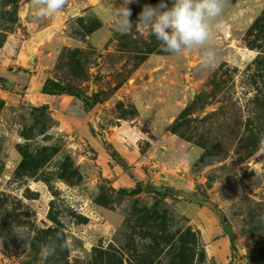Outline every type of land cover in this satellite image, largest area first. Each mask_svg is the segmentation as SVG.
Instances as JSON below:
<instances>
[{
	"label": "rangeland",
	"instance_id": "1",
	"mask_svg": "<svg viewBox=\"0 0 264 264\" xmlns=\"http://www.w3.org/2000/svg\"><path fill=\"white\" fill-rule=\"evenodd\" d=\"M72 1L83 6L59 23L64 39H57L47 81L71 88L56 95H77L94 112L99 136L107 129L137 149L126 160L104 141L120 157L110 156L111 164L136 184L112 185L101 176L88 147L76 148L75 135L54 128V108L19 97L6 106L0 98V264H214L199 223L177 207L181 189L136 172L149 175L175 149L196 151L183 170L195 191L189 202L205 207L231 240L229 263L264 264V0H224L209 40L181 54L135 25L145 5L160 0H131L134 26L125 32L115 27L114 8L123 0H64L63 7ZM40 6L41 0H0V49L15 40L23 50L31 32L49 24L48 16L35 15ZM205 48L216 54L208 66ZM156 91L181 95L182 109L167 127L181 148L169 150L173 140L159 143L148 127L152 108L160 107ZM134 187L141 192L129 194ZM45 244L54 247L46 258Z\"/></svg>",
	"mask_w": 264,
	"mask_h": 264
},
{
	"label": "crops",
	"instance_id": "2",
	"mask_svg": "<svg viewBox=\"0 0 264 264\" xmlns=\"http://www.w3.org/2000/svg\"><path fill=\"white\" fill-rule=\"evenodd\" d=\"M80 6H83L80 4V1L68 2L56 14L48 16L50 19L49 24L33 30L31 32L33 34L32 37L24 42L23 50L17 48L19 43L15 40H8L5 43L3 49H0V53L4 55V57L0 56V98L4 99L6 106L14 102L10 98L19 97L26 101L27 105L34 108L43 105H48L49 109L54 108V128L57 132L72 133V135H75L74 137L79 147L81 145L87 146L91 154L95 157L93 161L98 169V173L110 179L112 185L117 184V186L131 187L136 184L135 180L137 178L133 179L128 177L118 165L111 164L112 160L110 159V154L104 147V141L106 142L107 140L110 142L126 160L137 157V149L121 142L116 134L107 133V129L103 128L101 133H104V136H99L94 131L96 127L92 124L98 118L91 109H86L83 102L76 96L65 97L42 92V88L47 80L51 79V66L56 62L57 39L59 38L62 41L64 39L62 35L64 31L60 29L61 25L59 23L68 19L69 16H76L81 11L82 7ZM32 20L34 21V19ZM10 49H15L13 56H9ZM6 54L8 56H5ZM154 57L155 55L149 57L144 64L147 65L148 61H153ZM2 85L6 86V88L2 89ZM122 87L117 90L123 91ZM156 94L160 95L158 101H156L160 107L158 110H156L155 106L152 108L148 127L151 128L159 143L162 142L160 139L165 140L168 144L173 140L172 146L168 145V149L173 147L181 148L183 147L182 143L178 142L173 134L167 133V127L169 126L168 118L177 114L182 109L183 103H180L182 102L180 100L181 95L175 92L171 95V91H156ZM63 99L66 103L62 107H57L56 103ZM136 104L140 106V109L146 111L144 102H141V105L140 101H137ZM127 134L132 139L135 138L129 132ZM110 135L112 136L110 137ZM175 150V156L171 157V159L163 160L160 157L161 159L159 161L161 162L156 169L153 170L152 167H148L149 170H153L148 173L149 175L144 170L142 172H136L139 173L138 175L141 174L142 179H146L145 177H147V179L152 180L155 184L169 185V187L173 185L175 188H180L181 191L177 192V196L183 199L177 202V207L185 217L199 223L197 227L200 229L201 237L206 244L208 257L213 260L214 264H230L229 262L233 252L231 240L225 236L223 228L217 224L216 219L210 215L205 207L197 201H193L194 203L189 202L190 196L193 197L192 199L195 198V191L190 188L189 176L183 170H185L187 163L191 161V152L194 153L196 151L192 149L187 154L184 151L181 153V150ZM38 189L42 191L41 186L37 187ZM203 214L206 216H203Z\"/></svg>",
	"mask_w": 264,
	"mask_h": 264
},
{
	"label": "clouds",
	"instance_id": "3",
	"mask_svg": "<svg viewBox=\"0 0 264 264\" xmlns=\"http://www.w3.org/2000/svg\"><path fill=\"white\" fill-rule=\"evenodd\" d=\"M131 0H123L121 6L114 8L115 27L122 32L129 31L134 24L129 20L131 9L127 5ZM42 6L35 11L37 17L56 14L64 0H41ZM224 0H172L169 6L165 0L158 5H145L139 13L136 26L148 27L151 34L161 42V47L172 54H181L186 50L202 47L219 26ZM216 60L214 50L205 48L202 52V63L211 65ZM54 252V247L41 245L42 257Z\"/></svg>",
	"mask_w": 264,
	"mask_h": 264
},
{
	"label": "trees",
	"instance_id": "4",
	"mask_svg": "<svg viewBox=\"0 0 264 264\" xmlns=\"http://www.w3.org/2000/svg\"><path fill=\"white\" fill-rule=\"evenodd\" d=\"M261 62V60H260ZM73 91L71 88L66 87L64 85H62L61 83L57 82V81H47L45 83V85L42 88V92L46 93V94H51V95H56V94H64V93H69ZM76 91V90H74ZM72 95V94H71ZM77 97V95H76ZM262 100H264V92L262 93ZM259 100V99H257ZM86 103H88V100H86ZM184 113V111L182 112V114ZM110 156H112L113 158H116L117 160H120V157L118 154H116V152L112 149L109 148L108 149ZM132 191L129 194H138L141 192V189L139 187H134L133 189H131Z\"/></svg>",
	"mask_w": 264,
	"mask_h": 264
},
{
	"label": "built area",
	"instance_id": "5",
	"mask_svg": "<svg viewBox=\"0 0 264 264\" xmlns=\"http://www.w3.org/2000/svg\"><path fill=\"white\" fill-rule=\"evenodd\" d=\"M70 139L74 142V140H75V137H73V136H70ZM79 145H77V142H75V147L77 148Z\"/></svg>",
	"mask_w": 264,
	"mask_h": 264
}]
</instances>
